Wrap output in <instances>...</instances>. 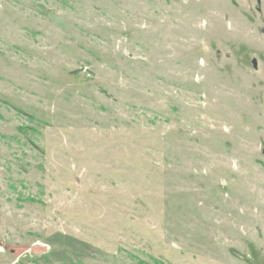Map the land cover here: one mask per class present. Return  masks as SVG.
I'll return each instance as SVG.
<instances>
[{
  "label": "rangeland",
  "instance_id": "rangeland-1",
  "mask_svg": "<svg viewBox=\"0 0 264 264\" xmlns=\"http://www.w3.org/2000/svg\"><path fill=\"white\" fill-rule=\"evenodd\" d=\"M0 264H264V0H0Z\"/></svg>",
  "mask_w": 264,
  "mask_h": 264
}]
</instances>
